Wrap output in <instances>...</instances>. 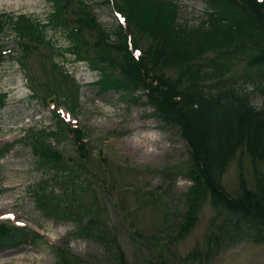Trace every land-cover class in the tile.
Here are the masks:
<instances>
[{
  "label": "rangeland",
  "instance_id": "374dc122",
  "mask_svg": "<svg viewBox=\"0 0 264 264\" xmlns=\"http://www.w3.org/2000/svg\"><path fill=\"white\" fill-rule=\"evenodd\" d=\"M104 1L0 0V224L15 229L13 243L0 245V264H264V237L209 251L207 236L221 222L209 199L197 209L193 227L179 234L185 194L193 184L179 127L154 116L142 90L99 84L102 71L120 77L122 63L118 53L99 43V29L82 28L83 38L75 43L69 35L84 11L106 29L121 24L126 1ZM175 5L178 23L190 27L207 10L201 0H175ZM56 17L69 19L68 26L56 24ZM27 22L43 34L35 44L28 41L31 50L20 44L27 40L18 24ZM144 35L130 33L133 56L156 43ZM231 58L225 80L252 91L244 76L246 54ZM166 74L175 77L176 71ZM248 95L256 106L264 104L260 92ZM55 109L76 121L89 141L85 171ZM38 137L67 161H39ZM262 175L264 164L255 166L240 149L221 185L236 198L243 188L260 189ZM196 251L200 257L185 258Z\"/></svg>",
  "mask_w": 264,
  "mask_h": 264
},
{
  "label": "trees",
  "instance_id": "16d2710c",
  "mask_svg": "<svg viewBox=\"0 0 264 264\" xmlns=\"http://www.w3.org/2000/svg\"><path fill=\"white\" fill-rule=\"evenodd\" d=\"M125 1L128 31L150 35L156 40L137 58L128 50L122 26L106 29L95 17L89 18L87 11L83 12L87 17L77 18L80 24L70 28L69 35L75 43L76 37L83 38L82 28L99 29V43L118 53L122 60L117 67L120 77L112 79L110 73L102 71L99 84L142 90L154 109L153 115L179 127L189 149L188 177L193 182L185 194L186 210L178 224L179 234L193 227L197 209L209 199L221 217L215 231L207 236L209 251L226 249L244 239H262L264 184L260 189L243 188L235 198L224 190L221 179L240 149L246 151L255 166L264 164V104L256 106L248 95L254 90L264 96V0H201L207 10L199 24L192 27L178 23V9L173 0ZM80 10L84 9L80 7ZM58 20L56 17L58 25L69 24V19ZM18 25L21 37L27 40L20 42L23 48L31 50L28 41L34 40L35 44L43 39L34 22H27L24 27ZM98 46L103 50V46ZM79 48L84 49L82 43ZM208 53L215 55L207 58ZM236 54H246L244 76L252 83V91L225 80L231 70V57ZM1 58L0 52V61ZM99 59L108 60L106 56ZM171 69H175V77L166 74ZM63 124L75 145L76 161L85 171V161L90 159L89 141L80 127ZM34 142L35 147H40L36 155L42 163L58 165L67 161L43 137L35 138ZM263 176H258L259 180ZM86 222L94 223L91 218ZM13 230L14 227L0 224V245L13 243ZM191 256L200 257L201 252L185 258ZM166 262L163 260L161 264Z\"/></svg>",
  "mask_w": 264,
  "mask_h": 264
},
{
  "label": "bare ground",
  "instance_id": "6f19581e",
  "mask_svg": "<svg viewBox=\"0 0 264 264\" xmlns=\"http://www.w3.org/2000/svg\"><path fill=\"white\" fill-rule=\"evenodd\" d=\"M38 1V0H37Z\"/></svg>",
  "mask_w": 264,
  "mask_h": 264
}]
</instances>
